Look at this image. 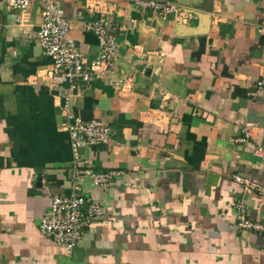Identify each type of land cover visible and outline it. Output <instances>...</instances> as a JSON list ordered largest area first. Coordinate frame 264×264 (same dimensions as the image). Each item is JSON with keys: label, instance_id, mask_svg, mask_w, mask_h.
<instances>
[{"label": "crops", "instance_id": "crops-1", "mask_svg": "<svg viewBox=\"0 0 264 264\" xmlns=\"http://www.w3.org/2000/svg\"><path fill=\"white\" fill-rule=\"evenodd\" d=\"M61 2L81 51L99 53L86 22L105 15L119 55L79 90L64 77L49 88L40 78L51 62L37 39L42 1L20 11L0 0V264H264V233L234 228L240 199L264 222V195L233 180L264 184L255 153H264V91L252 94L264 77V0H214L204 34L188 30L201 25L203 0H181L194 15L180 22L133 0ZM65 105L113 131L81 148L80 160L127 173L108 189L85 179L105 214L71 252L39 228L51 199L76 180Z\"/></svg>", "mask_w": 264, "mask_h": 264}, {"label": "built area", "instance_id": "built-area-1", "mask_svg": "<svg viewBox=\"0 0 264 264\" xmlns=\"http://www.w3.org/2000/svg\"><path fill=\"white\" fill-rule=\"evenodd\" d=\"M8 4L20 11H26L31 0H7ZM42 23L37 32V39L44 54L51 58L49 65L40 75L44 85L53 88L59 77H64L70 83V90L80 89L81 85H89L108 74L115 65L120 42L112 28L108 16L86 22V29L93 31L100 39L99 53L90 58L77 45L71 34L72 23L65 15L61 0H41ZM134 5L142 13L151 11L162 20L188 21L194 14L187 11L181 0H133ZM92 9V7H90ZM80 17H83L81 14ZM264 91V77L257 80L256 90L252 94ZM68 118V131L75 154L76 180L68 193L55 195L48 209L41 216V234L54 242L61 249L71 252L82 241L85 232L105 214L104 203L90 198L83 189L85 179L93 185L108 189L116 177L124 176V170L112 169L96 171L91 165L80 160L79 151L83 147H92L107 143L112 139V128L104 119L93 118L84 120L71 114L68 105L64 106ZM257 155L264 157L260 147L255 149ZM233 180L245 193L258 192L264 195V184L241 174H234ZM236 222L234 228L238 231L251 230L264 233V222L254 220L249 216L248 206L243 199L235 205Z\"/></svg>", "mask_w": 264, "mask_h": 264}, {"label": "water", "instance_id": "water-1", "mask_svg": "<svg viewBox=\"0 0 264 264\" xmlns=\"http://www.w3.org/2000/svg\"><path fill=\"white\" fill-rule=\"evenodd\" d=\"M213 5H214V0H203V2L198 7L199 11H196L198 17L202 19V23L201 25H197V26H188L189 33L204 34L209 30L210 12H212L213 10ZM0 25H1V13H0ZM182 26L187 27V25L185 24H183Z\"/></svg>", "mask_w": 264, "mask_h": 264}, {"label": "rangeland", "instance_id": "rangeland-1", "mask_svg": "<svg viewBox=\"0 0 264 264\" xmlns=\"http://www.w3.org/2000/svg\"><path fill=\"white\" fill-rule=\"evenodd\" d=\"M41 220V219H40Z\"/></svg>", "mask_w": 264, "mask_h": 264}]
</instances>
